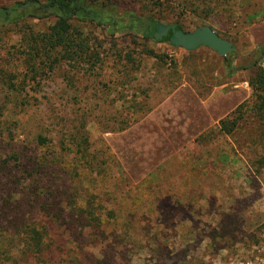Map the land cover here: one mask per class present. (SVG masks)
<instances>
[{
  "label": "rangeland",
  "instance_id": "1",
  "mask_svg": "<svg viewBox=\"0 0 264 264\" xmlns=\"http://www.w3.org/2000/svg\"><path fill=\"white\" fill-rule=\"evenodd\" d=\"M119 3L139 16L155 12L138 0ZM254 10H262L255 21L239 22L228 32L214 25L236 46L230 53L234 67L248 64L264 44V0ZM191 21L187 18L189 32L195 30ZM84 31L100 46L94 49L97 64L69 61L31 81L21 60V29L0 30V236L25 237L8 224L15 217L50 224L63 234L65 247L40 264H236L264 234V121L248 112L239 130L226 136L217 128L220 120L211 125L204 104L236 90L250 72L238 73L234 83L223 57L207 47L186 51L144 40L140 31L111 36L95 25ZM196 121L199 129L187 128ZM82 127L109 166L106 179L90 186V195L117 214L98 245L89 232L84 241L78 232L42 219L39 206L62 202L64 195L36 187L38 175L24 176L11 159L25 152L27 158L53 157ZM39 137L47 138L46 147L38 146ZM7 170L11 174L4 175ZM28 181L39 188L37 194L28 191L25 199L7 193L23 192ZM59 190L69 191L62 185ZM15 258L0 257V264H23L18 253Z\"/></svg>",
  "mask_w": 264,
  "mask_h": 264
},
{
  "label": "trees",
  "instance_id": "2",
  "mask_svg": "<svg viewBox=\"0 0 264 264\" xmlns=\"http://www.w3.org/2000/svg\"><path fill=\"white\" fill-rule=\"evenodd\" d=\"M138 1L145 2L151 11L155 12L150 16H139L133 10H122L119 3L121 0H19L11 5H0V30L7 27L21 29V60L29 74L34 77L31 81H35L42 72H52L69 61L75 65L90 64L91 67L98 63L99 55L94 49L100 46L89 32L84 31L88 25L105 27L111 36L118 31H140L144 40L156 41L153 37L155 27L169 18L175 19L172 24L176 25V30L189 32L186 30V24L187 18L190 17V25L195 28L208 25L222 36L214 25L228 32L233 25L235 27L242 21L251 23L262 13V10H254L259 0ZM41 22H48V25L43 28L40 26ZM150 26L154 29L151 32ZM36 27L41 28L35 30ZM171 36L170 31L168 36L156 42L170 44ZM149 55L157 57L152 50H149ZM263 58L264 44L256 50L255 56L245 66L234 67L231 54L223 57L229 76L239 71L250 72L247 82L251 97L220 120L217 128L222 134L233 136L248 112L264 121V69L261 66ZM72 137L73 140L68 144L63 142L61 147L53 152V157L50 154L49 157L42 155L27 158L25 152V156L14 154L11 159L21 165L24 176L38 175L35 179L36 187L41 185L40 188L46 189L52 196L58 193L60 196L64 195L62 202L39 206V216L43 217L42 219H52L62 231L78 232L81 239L86 238V233L89 232L88 238L91 237L92 242L97 244L99 237L106 236V227L116 223L117 214L113 209L102 207L96 194L90 195L89 188L94 187L99 180L106 179L109 166H106L107 162L100 153L93 149L89 134L83 127ZM47 142V138H37V144L41 148L46 147ZM4 164L9 165L7 161H4ZM4 173L11 174L8 170ZM45 178L54 180L46 184ZM58 181H61V184ZM29 183L23 192L14 188L15 192L7 193H21L25 199L29 198L28 191L33 194L36 191L37 194L39 190L33 187L34 183ZM60 185L67 186L69 191L64 190V193H61ZM65 193H68L67 197ZM29 201L31 202V199ZM23 213L27 211L23 210ZM26 221L23 219L18 222L15 217L8 223L14 227L13 230L25 236L21 240L9 239L6 232L0 236V257L6 262H17L14 258L15 253H18L23 264L25 260H35L40 264L46 255L57 250L64 251L63 234L61 235L60 231L54 232L50 224H32Z\"/></svg>",
  "mask_w": 264,
  "mask_h": 264
},
{
  "label": "water",
  "instance_id": "3",
  "mask_svg": "<svg viewBox=\"0 0 264 264\" xmlns=\"http://www.w3.org/2000/svg\"><path fill=\"white\" fill-rule=\"evenodd\" d=\"M170 31L172 32L170 44L175 47H181L186 51L208 47L217 52L221 57H226L236 51V46L232 41L220 36L208 25L197 27L192 32H185L176 30L175 24L160 23L155 27L154 40H162L163 37L168 36Z\"/></svg>",
  "mask_w": 264,
  "mask_h": 264
},
{
  "label": "crops",
  "instance_id": "4",
  "mask_svg": "<svg viewBox=\"0 0 264 264\" xmlns=\"http://www.w3.org/2000/svg\"><path fill=\"white\" fill-rule=\"evenodd\" d=\"M261 26L264 27V20ZM242 72L246 73L248 71H239L233 76L228 75V77L232 79L231 82L235 83L234 78L238 76V73H242ZM242 77L243 78L239 82L240 84H238V86H235L236 90L229 91L228 93H221L218 97L208 99L207 102L204 104L207 105L208 107V114L210 115L211 118H213V123L211 125H215L216 123L219 122V120L225 118L227 115L232 113L240 104L249 101L251 97V89L249 85L248 87L243 86V83L247 82L249 76L242 75ZM213 96L214 95H212L211 97ZM199 124L200 122L196 121V123H192L191 126L187 128L199 129L196 127ZM207 128L208 127L204 126L203 130H206Z\"/></svg>",
  "mask_w": 264,
  "mask_h": 264
},
{
  "label": "built area",
  "instance_id": "5",
  "mask_svg": "<svg viewBox=\"0 0 264 264\" xmlns=\"http://www.w3.org/2000/svg\"><path fill=\"white\" fill-rule=\"evenodd\" d=\"M261 66L264 69V58L261 61ZM248 83H243V86L248 87ZM236 264H264V234L256 242L251 251L241 256L236 260Z\"/></svg>",
  "mask_w": 264,
  "mask_h": 264
},
{
  "label": "flooded vegetation",
  "instance_id": "6",
  "mask_svg": "<svg viewBox=\"0 0 264 264\" xmlns=\"http://www.w3.org/2000/svg\"><path fill=\"white\" fill-rule=\"evenodd\" d=\"M151 28H152V29H151ZM149 30H150V32H151V31H153L154 29H153V27H152V26H150V29H149Z\"/></svg>",
  "mask_w": 264,
  "mask_h": 264
}]
</instances>
